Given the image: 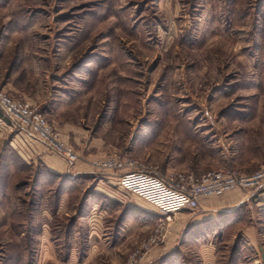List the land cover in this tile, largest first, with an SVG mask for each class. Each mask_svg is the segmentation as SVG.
<instances>
[{"label": "rangeland", "instance_id": "obj_1", "mask_svg": "<svg viewBox=\"0 0 264 264\" xmlns=\"http://www.w3.org/2000/svg\"><path fill=\"white\" fill-rule=\"evenodd\" d=\"M6 81L84 148L79 165L106 152L133 162L123 172L175 180L243 171L234 153L264 165V0H0V87L11 93ZM0 118L14 128L0 133V264H126L154 234L164 239L140 264L154 251L155 264H264V204L243 203L247 191L226 192L239 202L220 215L200 206L169 219L118 176L68 173Z\"/></svg>", "mask_w": 264, "mask_h": 264}, {"label": "built area", "instance_id": "obj_2", "mask_svg": "<svg viewBox=\"0 0 264 264\" xmlns=\"http://www.w3.org/2000/svg\"><path fill=\"white\" fill-rule=\"evenodd\" d=\"M0 111L14 126L22 127L68 163L75 164L80 159L78 150L60 138L55 126L31 102L12 96L0 87ZM100 172H111L118 176V186L122 192L138 195L161 210V214L171 216L185 210L201 206V200L209 196H223L226 192L240 188L255 191L264 188V165L247 173L235 168H222L196 175L193 172L179 171L176 180L160 177L151 172L131 170L123 172L127 164L133 162L117 154L103 152L92 162ZM165 234H154L142 243L126 264H140L143 253L164 239Z\"/></svg>", "mask_w": 264, "mask_h": 264}, {"label": "crops", "instance_id": "obj_3", "mask_svg": "<svg viewBox=\"0 0 264 264\" xmlns=\"http://www.w3.org/2000/svg\"><path fill=\"white\" fill-rule=\"evenodd\" d=\"M4 87L7 88L8 90H10L11 93L10 92L9 93L12 96H14V97H25L26 99H29L24 94L23 90L19 88V86L17 85V81H15V83H12L10 81H6ZM3 125H4L3 120L0 118V128L2 126V128L0 129V133H2V134H4L7 129H10L11 130L13 128L12 126H10L9 128H6ZM61 128L65 130V133L67 134L66 136L69 139H71V141H73L74 144L78 145V144L82 143V135L75 130V127H65V126H61ZM65 128H68V129H65ZM64 130H62V131H64ZM21 132L23 133L22 134L23 136L22 135H20V136H21V138L23 139L24 142L30 141V139H29L30 137L32 139H34L33 142L34 141L35 142L38 141L27 130H23L22 129ZM26 137H28V138H26ZM84 138H85V136H84ZM29 143L30 142H28V144ZM37 143L40 144L39 141ZM86 143H87V141L85 142V144ZM85 144H83V145H85ZM44 147L46 149H49L47 146H44ZM79 148H81V147H78V149H77L78 152H82L81 150L84 149V148H81V149H79ZM91 148H92V145H87V147H85V150H87V151L89 150L90 151ZM103 151L104 150L98 152V155H99V153H101ZM88 154L86 155V158L89 159V160L87 161V159H86L85 162L83 161L84 162L83 165L82 164L79 165L78 163L70 164L68 162H65L66 163L65 170L67 172L68 171L73 172L72 174H76V173H79L81 171H83L84 173H89V174H92V173H95V172H100V171L95 170V168H94V166L92 164V160L95 157L93 158V156H92V158H91V154H89V155ZM235 154L236 153H234V156H233V165L239 167L244 172H247V173L248 172H251L250 170L254 169L255 167H257L259 165L260 158H258L255 155H252L251 153L249 155H245L243 158L241 156L235 155ZM21 155H22V157L24 158L25 161H28V158H27L26 155H23V153H21ZM62 159H64V158H62ZM102 173L107 174V175H110V176H105L104 174L102 175ZM99 174H101V176L104 179H108V181H113L114 178H115L114 176H116V175H114L111 172H100ZM112 175H113V177H112ZM104 179L101 180V181H104ZM119 189H120V187H119ZM127 194H130V193H127ZM244 196H245V198L244 199L242 198V200H241L243 203L249 201V199H250V200H255L256 202H259L261 205L264 204V188L259 189V190H255V191H250V192L247 191L246 195L244 194ZM234 199H236V198H232L230 194H225V196H223V198H220L219 200H214L213 201L214 202L213 206L207 207L205 205V202L206 203H208V202L203 198L201 200V208L203 210H205V213H210L212 215L213 214L214 215H216V214L220 215V213L228 212L230 210V208H232V206H234L235 204H237L239 202V201L238 202L237 201H234ZM3 226H6L5 223L3 224ZM3 226L0 228V231H3L4 230V227ZM164 254H162V255H164ZM159 256L160 255L156 251H154L152 254H147L146 257H145V259L143 258L145 260L144 264H152V262H153V264H155V262L157 261V259H158Z\"/></svg>", "mask_w": 264, "mask_h": 264}]
</instances>
